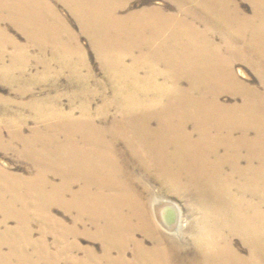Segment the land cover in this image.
Wrapping results in <instances>:
<instances>
[{
    "label": "bare ground",
    "instance_id": "obj_1",
    "mask_svg": "<svg viewBox=\"0 0 264 264\" xmlns=\"http://www.w3.org/2000/svg\"><path fill=\"white\" fill-rule=\"evenodd\" d=\"M132 1L0 0V80L23 98L66 72L78 89L68 111L57 96L30 99L27 135V119L0 121L12 127L0 148L32 169L0 166V264H264V0H165L122 15ZM56 3L107 75L112 95L94 112L85 48ZM161 196L182 201L185 229Z\"/></svg>",
    "mask_w": 264,
    "mask_h": 264
},
{
    "label": "rangeland",
    "instance_id": "obj_2",
    "mask_svg": "<svg viewBox=\"0 0 264 264\" xmlns=\"http://www.w3.org/2000/svg\"><path fill=\"white\" fill-rule=\"evenodd\" d=\"M163 4H166V6L170 5V3L165 0H135V1L133 0L130 4L129 9L126 11H123V13L121 12V14L126 15L127 13H130V12H136V11H140L146 8H151L154 6L159 7ZM242 8L247 14H249L250 8L247 3L243 2ZM56 9L67 21L71 30L78 36L79 43L85 48V53H86L85 55L87 57L89 65L91 66L90 68H91V73H92V78L89 81L90 82L89 87L91 88L89 89L91 91H94L96 88L98 91V94H95L93 98V102H92V111L94 112L96 108L102 103L103 100H105L106 98H110V96L112 95L111 90H107L106 92L103 91V89L108 88L107 84L109 83H107L108 82L107 75L105 71L101 68L100 61L95 56V52L91 48L87 37L81 34L79 30V26L76 23V21L73 19V17L60 4L56 3ZM3 26L8 29L9 34L13 36L17 42L21 44L25 43V38L21 33L13 29L10 25H8V23L7 24L5 23ZM199 28L202 31H205L202 25H199ZM213 38L215 39L214 40L215 43H219L220 41L219 37L216 38L215 36H213ZM5 60H6L5 62L8 63L9 59L5 58ZM31 63L32 64H31V67L29 68V71H30L29 74L32 76H37L41 70L40 68L35 67L34 60H32ZM55 66L51 68L52 69L51 72H54V70L57 67ZM235 69L237 73L239 70L243 71L244 76L238 74V77L240 79H245V77H248L250 80L249 82L250 84L255 85L257 83V79H256L257 75H255V73L246 65L242 63H237ZM139 74L143 75V72H140ZM66 75L67 73L64 72L63 75H61L62 77L60 76L58 78V81H56L54 77L49 78L48 81L46 82L42 81V83L35 86L34 89L30 91L23 98H21L19 95V91H18L19 87L11 86V85L8 86V84L0 80V121L3 120V118L6 117V115L8 119L15 115H19L27 119L26 126L24 127V133L26 135L29 134V130L35 126V122L33 123L34 121L33 112L25 104L34 97H46V96L55 97L57 96L59 99L58 104L61 107H63L65 111H68L70 108L69 100H70L71 94H73L74 91H77L78 89L76 85L72 86L69 84V77L68 75L67 76ZM157 81L159 83H163L162 78L157 79ZM95 83H99L100 86H94ZM181 85L185 86L186 83H183ZM222 101L228 104L238 102L237 99L235 100L228 96L223 97ZM5 104H7V106ZM72 104H73L72 105L73 107H78L80 104V100H75ZM115 110L116 109L114 108L109 109L108 114L112 116L115 113ZM4 126L5 125H1L0 130H1L2 136H4L3 139L5 140V139H8L7 137H8L9 131L12 130V127H7V126L4 127ZM15 146L18 147L17 144H15ZM0 166L15 174L28 175L30 171H32L30 164L27 161H25L23 158H20L15 152L10 151V150L6 151L1 148H0ZM159 202L170 203L175 206L177 205L181 209L180 217H179L180 226H182L183 229L187 227V225L189 224V220L184 210H182V201H177L175 198L171 196H167V197L161 196L159 197ZM53 214L57 218L59 217V218L65 219L67 223L70 221L69 217H67V215L63 213V211H61L60 209H54ZM10 225L12 226L13 222H11ZM35 225H34V237L37 238L39 237L40 233H39L38 225L37 224ZM48 241L52 245L53 237L50 236ZM92 242L93 241H90L87 239H83V238L80 239L81 246L84 247V246L90 245L91 247L93 246L95 249L99 251V244L93 242L94 244L93 245ZM51 250L55 251V248L53 245L51 246Z\"/></svg>",
    "mask_w": 264,
    "mask_h": 264
}]
</instances>
